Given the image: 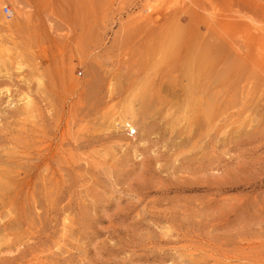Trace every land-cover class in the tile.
<instances>
[{"label":"rangeland","instance_id":"1","mask_svg":"<svg viewBox=\"0 0 264 264\" xmlns=\"http://www.w3.org/2000/svg\"><path fill=\"white\" fill-rule=\"evenodd\" d=\"M150 1L0 0V264H264V0Z\"/></svg>","mask_w":264,"mask_h":264},{"label":"bare ground","instance_id":"2","mask_svg":"<svg viewBox=\"0 0 264 264\" xmlns=\"http://www.w3.org/2000/svg\"><path fill=\"white\" fill-rule=\"evenodd\" d=\"M184 0H154V4L152 3L151 5H149L148 7H147V12L149 13V15L150 16H152V15H154L156 12H157V10H158V7H159V5L161 4V2H164V4H165V6H166V8L168 7L167 5H173V4H180V3H182ZM149 2V3H150ZM163 4V3H162ZM161 4V5H162ZM160 5V6H161ZM171 9V8H170ZM145 10V9H144ZM143 14V13H142ZM156 15V14H155ZM154 15V16H155ZM160 15V14H159ZM1 16H3V13H2V11L0 10V17ZM211 16V15H210ZM246 19V18H245ZM249 19V18H248ZM155 20V19H154ZM248 22V21H247ZM249 26H250V28L251 29H254V30H257V31H259V30H261V29H259L256 25V22L255 21H253L252 19H249ZM247 25V24H246ZM259 25H261V24H259ZM263 30V29H262ZM254 32H256V31H254ZM259 34L261 33V32H258ZM238 34H240V33H238ZM241 37V36H240ZM240 42V41H239ZM242 42V41H241ZM6 43V42H5ZM4 45H6V44H4ZM245 46V45H244ZM239 47V46H238ZM237 47V48H238ZM4 48H5V46H4ZM7 49V48H6ZM239 49V48H238ZM2 51V50H1ZM1 57V56H0ZM209 60L206 58V57H202L201 58V66H203V67H209L210 66V62H208ZM5 66H7V65H5ZM25 66H23V65H21V64H19V63H17V69L18 70H21L22 71V69L24 68ZM30 67V66H29ZM4 69V68H3ZM30 72V71H29ZM7 73H9V72H7ZM7 76V75H6ZM38 76V75H37ZM41 78V77H40ZM39 78V76H38V82H40L41 81V79ZM38 84V83H37ZM189 89V88H188ZM24 93V92H23ZM29 93H31V92H29ZM30 95H32V94H28V92L27 93H24L23 95H21V97H20V100H19V103H21V104H19V105H17V106H19L18 108H17V112L18 113H20V114H25V115H29V116H31L32 115V113L34 112V110H35V108H36V105H35V100H33V98L30 96ZM33 96V95H32ZM145 96V95H144ZM146 97V96H145ZM35 99V98H34ZM146 101V100H145ZM146 103V102H145ZM16 105V104H15ZM205 106H208V105H205ZM31 114V115H30ZM19 115V114H18ZM36 115V114H35ZM34 120V119H33ZM116 124H115V127L117 128V129H123V131H126V132H128V133H132V134H137L136 136H135V138H138V139H141V142H142V140L144 139L143 138V136H141V132H142V130H141V128H142V125H141V123H139V120L137 119V114L134 112V111H131V110H127V111H125L122 115H120L117 119H116ZM18 130V129H17ZM141 131V132H140ZM23 154V153H22ZM137 156H139V155H137ZM83 159H85V158H83ZM86 160V159H85ZM91 160V159H90ZM87 162V161H86ZM1 163V162H0ZM6 164V163H5ZM9 164V163H8ZM7 164V165H8ZM85 164V163H84ZM0 166H4L5 167V165H3V164H1ZM86 166H87V163H86ZM8 167V166H7ZM1 168V167H0ZM9 169H6V168H4V169H0V198H2L6 193L8 194V193H12V192H9L11 189H14L15 188V184H14V180L12 179V175H11V173H12V171H11V168L10 167H8ZM14 171V170H13ZM17 174H18V172H17ZM14 175H16V174H14ZM16 179V178H15ZM16 183H17V180H16ZM13 185H14V187H13ZM13 187V188H12ZM12 191V190H11ZM13 191H15V190H13ZM8 196H10V195H8ZM5 197H7L6 195L4 196V198ZM7 199H10V198H7ZM3 201V200H2ZM1 201V202H2ZM7 201V200H6ZM5 202V201H4ZM3 202V203H4ZM5 204V203H4ZM3 204V205H4ZM6 205H8V204H5L4 206H6ZM6 207H8V206H6ZM2 208V207H1ZM10 208V207H9ZM38 209V208H37ZM12 210V209H11ZM40 211V210H39ZM6 212V211H5ZM8 214H11V212L10 211H8V213H7V215ZM14 220H16V219H14ZM67 220H68V218L66 219H64V223H63V228L62 229H64V231L66 232L67 231V229H68V227H69V222H67ZM13 221V220H12ZM13 223V222H12ZM5 228V227H4ZM7 228V227H6ZM1 229H2V231H4V230H6V229H3L2 227H1ZM1 232V231H0ZM12 239V238H11ZM11 241V240H10ZM9 241V242H10ZM1 242H4V241H1ZM14 243V242H13ZM12 243V244H13ZM16 243H18V242H16ZM7 244V243H6ZM6 244H3V246L5 245V247H3L4 248V250H5V248L7 247L6 246ZM9 245V244H8ZM15 245V244H14ZM19 245V244H18ZM2 247H1V245H0V254L2 255L3 253H5V251L2 249ZM9 248V247H8ZM8 248H6V249H8ZM13 248V247H12ZM14 249V248H13ZM16 249V248H15ZM19 249V248H18ZM17 249V250H18ZM9 250H10V248H9ZM8 251V250H7ZM12 252V251H11ZM8 254V253H7ZM4 259V258H3Z\"/></svg>","mask_w":264,"mask_h":264},{"label":"built area","instance_id":"3","mask_svg":"<svg viewBox=\"0 0 264 264\" xmlns=\"http://www.w3.org/2000/svg\"><path fill=\"white\" fill-rule=\"evenodd\" d=\"M5 12H6V14H8V9H6V11H5Z\"/></svg>","mask_w":264,"mask_h":264}]
</instances>
